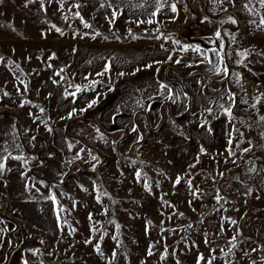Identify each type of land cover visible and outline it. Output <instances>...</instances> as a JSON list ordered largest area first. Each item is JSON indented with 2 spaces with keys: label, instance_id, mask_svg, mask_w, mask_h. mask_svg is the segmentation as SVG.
I'll return each instance as SVG.
<instances>
[{
  "label": "rangeland",
  "instance_id": "rangeland-1",
  "mask_svg": "<svg viewBox=\"0 0 264 264\" xmlns=\"http://www.w3.org/2000/svg\"><path fill=\"white\" fill-rule=\"evenodd\" d=\"M158 2L164 6L156 12ZM262 17L258 0H3L0 157L10 152L24 160L2 161L0 262L22 247L26 264H197L200 255L205 260L215 255L213 264H264ZM158 31L155 39L118 41ZM217 31L220 40H214ZM221 41L227 75L210 71L212 65L194 51L185 59L170 56L179 42L206 51L215 64L208 50L219 49ZM132 57L145 66L186 60L194 70L221 79L223 107L184 116L210 136L188 135L186 123L167 119L156 131L135 137L106 132L109 114L125 110L115 104L125 97L131 75L125 68ZM257 96L261 102L253 108ZM229 106L231 122L224 112ZM233 128L239 132H233L230 146ZM197 140L207 148H199ZM217 193L224 197L219 204ZM233 235L237 247L225 257L220 249L228 251Z\"/></svg>",
  "mask_w": 264,
  "mask_h": 264
},
{
  "label": "crops",
  "instance_id": "crops-1",
  "mask_svg": "<svg viewBox=\"0 0 264 264\" xmlns=\"http://www.w3.org/2000/svg\"><path fill=\"white\" fill-rule=\"evenodd\" d=\"M185 47L188 48L187 51L183 50ZM204 47L208 48L209 46L204 44ZM173 48L170 55L172 57L177 53L182 54L185 59L193 52V47L189 45L175 43ZM212 56L216 62V57ZM129 59H126L127 63ZM131 59L132 65L125 68V71L131 74L125 80V97L119 99L115 104L124 107L125 110H115L113 115L109 114V120L105 123L108 126L105 129L106 132L121 131L127 136L134 135L135 137V133L139 136L147 131H156V128L167 119L186 123L188 135H200L201 138L210 136V131L189 121L199 112L221 109L223 103L220 102V98L222 100L225 98V87L221 85V79L209 75L208 71L205 73L197 69L194 70L192 65H188L192 62H186V60H181V63L176 65L171 63V65L165 66H145L147 63L140 57ZM221 65L222 67L226 65L224 60ZM161 84L167 85V88L161 89ZM168 88L172 91L168 92ZM209 91L212 92V95L208 94ZM169 96L172 98L169 99ZM163 105L167 106V110L161 115ZM185 115L190 116L188 121H185ZM139 118L142 119V122ZM96 120L103 122L101 119ZM133 129L136 130L133 131ZM203 143L204 141H198V147L207 148ZM24 251L25 249L22 247L15 249L12 255L9 254V257L5 261L2 260L0 264H25ZM1 255H5V253L1 252Z\"/></svg>",
  "mask_w": 264,
  "mask_h": 264
},
{
  "label": "snow or ice",
  "instance_id": "snow-or-ice-1",
  "mask_svg": "<svg viewBox=\"0 0 264 264\" xmlns=\"http://www.w3.org/2000/svg\"><path fill=\"white\" fill-rule=\"evenodd\" d=\"M2 2H3V0H0V3H2ZM164 2H167V0H164ZM28 3H32V0H28ZM41 3L43 4V0H41ZM258 3L260 4V6H261L262 8H264V0H258ZM25 6H27V5H25ZM163 6H164L163 3H159V2H158V3H157V9H156V12H159ZM244 6H245L246 8L248 7L247 4H245ZM76 7H79V5H76ZM170 7H171V11H172L173 13H176V11H177L176 5H175V4H171ZM252 11H253V9L249 8V12H252ZM156 12L152 13V15L155 16V15H156ZM77 15H79V14L77 13ZM113 15H115V13H114ZM229 20H230V22H231L233 25L237 24V21H236L235 19L229 17ZM152 22H153L152 20H148V21H147V23H149V24H151ZM260 25H264V17L261 18V20H260ZM84 26H85V27H90V25H88L87 23H85ZM56 30H57L58 32L60 31V29H56ZM262 30H264V29H262ZM214 40H220V32H219V31H217V32L215 33ZM233 41H235V37H233ZM177 43H179V42H177ZM183 50H184V51H187L188 48L185 47ZM192 51L201 54V56H202V58H203V61H206L207 64L212 65V67L209 69L210 71H214L216 74H220L221 71H223V73H224L225 75H227V71H228V70H227V66L225 65V66L223 67V69H221V67L219 66V65L223 64V59H224V55H225V53H224V44H223V41L220 42L219 49H217L216 47H213V48H211V49L208 50V51L212 52L213 55L216 57V63H215V64L213 63V60L207 55V52L204 51V50H202L201 48H199V47H195V48H192ZM237 55H239L241 58H246V57H247V52H240V53H237ZM169 60H171V57H169ZM175 62H176L177 64H179V63H180V60H176ZM105 71H108V68H107V67H106ZM57 74H59V73H57ZM101 75H102V74H101ZM120 75H123V73H120ZM234 75H235V74H234ZM21 83H23V81H21ZM160 87H161V89H165V88H167V85L161 84ZM25 90H27V85H25ZM171 91H172V90H171L170 88H168V92H171ZM4 95L7 96L8 93L5 92ZM261 95H264V94H261ZM168 98L171 99L172 97L169 96ZM229 99H232V100H233V103H234V97H233L231 94H229ZM254 100H255V103L251 106V107H253V108L256 107V104H259V103L261 102L259 96L254 97ZM95 102H96V101H93L92 103L94 104ZM242 102H243V103H247L246 100H242ZM21 106H23V105H21ZM91 106H92V104H89V107H91ZM221 107H223V105H221ZM40 111H41V113H42V112H43V109L41 108ZM209 111H210V110H209ZM224 112H225V114L228 116V118H229V122H231V120L234 119V117H233V115H232L231 106H229V107H225V108H224ZM70 115H71V114H70ZM259 121H260L261 123H264V116H260V117H259ZM242 123H243V121H242ZM201 126H203V125H201ZM135 130H136V129H133V131H135ZM48 131L51 132L52 129H51V128H48ZM233 132H239V129H235V128H233L232 132H229V137H230V138H229V140H228V144H229L230 146L232 145V142H233V140H232V138H231L232 135H233ZM260 135H261L262 138H264V131H261V132H260ZM240 136H243V132H240ZM248 143L251 145V144H252V141L249 140ZM15 147H16V148H19L20 145H15ZM68 147H69V150H71L72 145L69 144ZM236 147L239 148V144H237ZM4 151H8L7 147H5ZM201 151L203 152V149H201ZM243 151H244V152L251 151V148L243 149ZM234 154H235V153L232 151V149H231V147H230V148H229V155H234ZM9 158L14 159V160H21V161L24 160V157H23V156H12L10 152H9L8 156H2V157H0V175H2L3 172L5 171V164H4L2 161H6V160H8ZM76 158H80V157H79V153L77 154V157H76ZM91 159H92V160H96L97 157H96V156H92ZM249 171H253V172H254V171H255V168L249 169ZM221 175H222V174H221ZM136 176H137V178L139 179L140 176H141V173L137 172V173H136ZM175 183H176V184H179V183H180V178H179V177L177 178V180L175 181ZM188 184H189V187L191 188V182H190V181L188 182ZM144 186H145L146 190H149V191H150V188H149V186H148L147 183H145ZM192 194H193L194 196H196L197 198H199L196 192H193ZM50 199H52V201H53L54 203L56 202V198H55V196H51ZM215 199H216L217 204H219L220 201L224 199V197L220 196V195L217 193ZM97 201L99 202V196L97 197ZM221 207H222V205H221ZM217 210H219V209H217ZM181 215H182V214H181ZM57 219H59V213H57ZM89 219L91 220V217H89ZM229 222H230L231 224H233V225H235V224L237 223L235 220H230ZM117 228H119V225H117ZM223 230H224V229L221 228V231H223ZM73 231H74V230H73ZM93 231H95V229H93ZM237 235H239V233H237ZM114 239H115V237H114ZM87 243H91V241H87ZM205 243L207 244V243H209V242L206 240ZM228 244L230 245V247H229V249H228L227 252H225L223 248L220 249V251L223 253V255H224L225 257H227V256L229 255V253L231 252L232 249H235V248L237 247L236 235H233V236H232V238L228 241ZM96 250H97V252L100 251L99 245L96 246ZM215 251H216V249H211V252H212V253H214ZM148 254H149V255H152L150 249H149V253H148ZM101 255H102V253H101ZM115 255H116V254L113 253V257H115ZM162 258H163V257H162ZM215 259H217V257H216L215 255H210V258L207 259V260H205V257H204L203 255H200V256L198 257L197 264H201V262H205V264H213V260H215ZM25 264H26V262H25Z\"/></svg>",
  "mask_w": 264,
  "mask_h": 264
},
{
  "label": "trees",
  "instance_id": "trees-1",
  "mask_svg": "<svg viewBox=\"0 0 264 264\" xmlns=\"http://www.w3.org/2000/svg\"><path fill=\"white\" fill-rule=\"evenodd\" d=\"M179 2H183L185 3V0H178ZM190 12L194 15V11L193 10H190ZM195 16V15H194ZM91 27H93L91 24H90ZM94 28V27H93ZM162 33V31H158V32H155V33H132V34H129L127 37H125V39H119L118 41L121 42V43H128L129 41H132L135 37H139V38H146V39H155L158 37V35ZM102 34V36H104V39L105 40H108V41H117V37L115 36H111V35H106V34H103V33H100ZM167 110V106L163 105L161 107V115L164 114V111ZM138 116V114H137ZM94 126L99 129V131L101 132H104V130H102L97 124L94 123ZM121 132V131H120ZM123 134H125L124 132H121ZM138 144H134L132 145V148H135L137 147ZM57 205V208H59V210L57 211V213H59V219L62 220V215L60 213V208H61V205L59 203L56 204Z\"/></svg>",
  "mask_w": 264,
  "mask_h": 264
},
{
  "label": "built area",
  "instance_id": "built-area-1",
  "mask_svg": "<svg viewBox=\"0 0 264 264\" xmlns=\"http://www.w3.org/2000/svg\"><path fill=\"white\" fill-rule=\"evenodd\" d=\"M189 29L192 30L193 29V25L189 26Z\"/></svg>",
  "mask_w": 264,
  "mask_h": 264
}]
</instances>
